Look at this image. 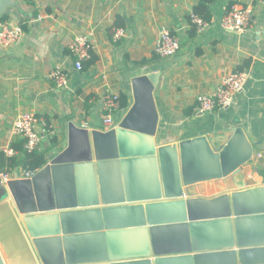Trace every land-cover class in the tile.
I'll return each instance as SVG.
<instances>
[{"label":"water","instance_id":"water-1","mask_svg":"<svg viewBox=\"0 0 264 264\" xmlns=\"http://www.w3.org/2000/svg\"><path fill=\"white\" fill-rule=\"evenodd\" d=\"M264 2V0H263ZM18 0H0V19ZM159 73L132 80L118 126L68 125L67 147L0 184V264H264V186L241 128L157 148Z\"/></svg>","mask_w":264,"mask_h":264},{"label":"crops","instance_id":"crops-1","mask_svg":"<svg viewBox=\"0 0 264 264\" xmlns=\"http://www.w3.org/2000/svg\"><path fill=\"white\" fill-rule=\"evenodd\" d=\"M18 1L21 11L10 9L4 22L20 25L23 35L11 48L0 49V151L19 138L16 118L34 113L45 123L39 149L47 152L49 164L67 147L70 123L90 131L111 130L104 123L103 96L113 93L120 100L112 116L116 128L134 104L132 80L159 73L154 92L157 148L205 136L219 151L241 128L253 147L245 177L264 186L263 0H215L209 5L212 22L202 33L190 18L200 0ZM234 5L252 6L255 13L241 34L224 31L219 24ZM119 19L125 36L116 41ZM163 28L181 42V50L168 58L154 52ZM81 34L92 35L97 59L79 71L69 45ZM58 68L68 79L65 87H58L53 77ZM239 72L249 78L230 107L198 111L199 96L212 95L223 78ZM121 98L127 103L124 108ZM52 137L58 138L56 147H51ZM17 172L21 176L22 170Z\"/></svg>","mask_w":264,"mask_h":264},{"label":"built area","instance_id":"built-area-1","mask_svg":"<svg viewBox=\"0 0 264 264\" xmlns=\"http://www.w3.org/2000/svg\"><path fill=\"white\" fill-rule=\"evenodd\" d=\"M254 9L252 6L234 5L227 14L220 20V27L224 31L244 33L253 21ZM191 22L195 25L198 32L205 31L209 24L198 15H191ZM23 35V29L20 25H13L9 22H0V49L5 50L17 44ZM125 36L124 29H116L114 39L120 40ZM69 49L74 56L75 67L81 71L83 63L89 60L93 51V39L91 34H81L74 37L69 45ZM181 50L180 40L171 34L167 28H163L154 47V52L162 58L172 57ZM58 87H65L68 79L60 68L53 73ZM249 74L247 72L233 73L223 78L220 85L216 88L212 95H201L198 97V111L201 113L213 112L217 108L230 107L235 96L244 90L248 81ZM103 106L106 112L104 119L105 126L114 129L113 114L120 109V100L117 94L108 93L103 96ZM45 123L43 119L38 118L34 113H23L19 115L14 122V131L17 137L26 140L25 148L28 151L39 149L44 134ZM1 152V151H0ZM7 155H13V150L5 151ZM18 174V172H17ZM19 175V174H18ZM21 178L27 179L35 175L34 172H23ZM14 175L2 173L0 171V183L5 185L13 179Z\"/></svg>","mask_w":264,"mask_h":264},{"label":"trees","instance_id":"trees-1","mask_svg":"<svg viewBox=\"0 0 264 264\" xmlns=\"http://www.w3.org/2000/svg\"><path fill=\"white\" fill-rule=\"evenodd\" d=\"M215 0H200L199 4L194 8V13L202 18L204 21L211 23L209 5ZM8 18L7 15H4L0 22L6 21ZM115 27L124 28L125 25L123 22L117 20ZM196 30V29H195ZM96 56L94 52L89 60L83 63V69L87 70L90 66L95 64ZM145 60L142 64H145ZM122 107H126L127 103L125 98H121ZM188 113V112H187ZM58 138H51V147H56L58 144ZM26 140L22 137L16 139L10 146V149L13 150V155H7L5 151L0 152V171L2 173H8L14 175L19 169L23 172H34L37 173L43 169L47 163V152L41 151L40 149H35L33 151H28L26 148Z\"/></svg>","mask_w":264,"mask_h":264}]
</instances>
